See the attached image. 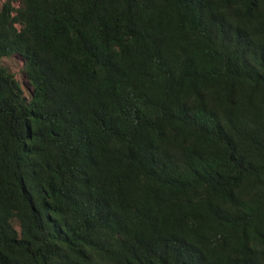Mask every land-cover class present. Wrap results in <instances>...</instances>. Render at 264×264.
I'll list each match as a JSON object with an SVG mask.
<instances>
[{
    "label": "trees",
    "instance_id": "16d2710c",
    "mask_svg": "<svg viewBox=\"0 0 264 264\" xmlns=\"http://www.w3.org/2000/svg\"><path fill=\"white\" fill-rule=\"evenodd\" d=\"M19 1L0 264H264V0Z\"/></svg>",
    "mask_w": 264,
    "mask_h": 264
},
{
    "label": "rangeland",
    "instance_id": "374dc122",
    "mask_svg": "<svg viewBox=\"0 0 264 264\" xmlns=\"http://www.w3.org/2000/svg\"><path fill=\"white\" fill-rule=\"evenodd\" d=\"M8 1H11L14 7L19 8L21 6V2L19 0H0V11L2 10L4 4ZM19 28H21L18 25ZM2 66L9 69L13 74L16 75V78L20 82L25 95L27 98H30L33 94V88L30 82L27 79L24 67H25V59L20 54H14L10 57H6L2 60Z\"/></svg>",
    "mask_w": 264,
    "mask_h": 264
}]
</instances>
